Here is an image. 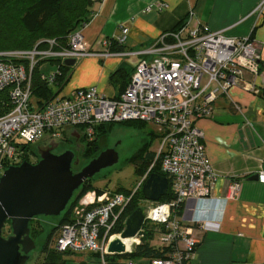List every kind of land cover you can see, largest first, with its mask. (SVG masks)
Masks as SVG:
<instances>
[{
	"label": "built area",
	"instance_id": "1",
	"mask_svg": "<svg viewBox=\"0 0 264 264\" xmlns=\"http://www.w3.org/2000/svg\"><path fill=\"white\" fill-rule=\"evenodd\" d=\"M263 2L256 9H261ZM154 6L161 11L167 4L156 1ZM150 10L151 6L145 9ZM81 28L68 35L66 48L54 49V40L49 39L44 48L35 45L32 49L0 50V176L7 167L19 165L24 159L32 163L26 146L44 136L48 141L61 140L67 128L83 127V136L92 140L100 124L133 120L150 124L159 140L155 159L160 157L173 199L147 204L127 253L140 242L146 229H153L156 237L151 244L165 249V256L141 259L140 264H188L199 242L194 230L216 231L220 227L209 205L215 200L212 190L217 175L207 158L196 119L211 115L217 96L226 94L230 85H238L244 71L258 73L264 62V41L258 45L250 35L227 36L220 30L190 25L187 19L180 27L162 32L147 47L111 51L112 44L126 41L128 28L122 25L118 34L96 40L104 48L96 52L85 42ZM90 55L139 59L125 88L115 97L105 96L95 85L57 93L47 101L32 96L33 69H39L41 62L56 58L62 63L66 58ZM59 67L55 64L52 70L39 69V79L55 87ZM233 105L240 111L237 103ZM258 181L264 183L263 170L258 172ZM239 187L238 181H232L226 197H235ZM133 193L94 189L84 193L72 206L69 222L58 228L53 248L58 252L99 253L105 264L107 245L120 233L110 232ZM188 199L195 203L186 220L183 208Z\"/></svg>",
	"mask_w": 264,
	"mask_h": 264
},
{
	"label": "crops",
	"instance_id": "2",
	"mask_svg": "<svg viewBox=\"0 0 264 264\" xmlns=\"http://www.w3.org/2000/svg\"><path fill=\"white\" fill-rule=\"evenodd\" d=\"M156 1L165 2L167 7L158 11ZM260 2L103 0L93 5L96 15L81 31L91 49L100 52L104 48L96 40L118 34L120 27L126 26L128 35L122 49L137 50L189 19L190 25L220 30L227 36L250 35L259 45L264 41V2L261 9H256ZM148 6L151 10L147 12ZM138 59L118 55L76 59L59 93L95 85L105 96L115 97L125 87L126 77L112 74L121 70L130 75ZM233 103L240 106V111ZM196 125L202 131L207 158L217 175L212 190L215 200L209 205L220 227L216 231L194 230L199 242L188 264H264V183L250 178L264 171V62L257 74L244 71L238 85H230L226 94H219L212 114L197 118ZM232 181H238L240 187L235 197L227 198ZM194 203L188 199L184 204L186 220L192 215Z\"/></svg>",
	"mask_w": 264,
	"mask_h": 264
},
{
	"label": "trees",
	"instance_id": "3",
	"mask_svg": "<svg viewBox=\"0 0 264 264\" xmlns=\"http://www.w3.org/2000/svg\"><path fill=\"white\" fill-rule=\"evenodd\" d=\"M93 5L94 2L92 0H0V50L32 49L35 45H37V48H44L47 46V40L49 39L54 40V49L66 48L68 46V35L73 30L83 27L91 20ZM184 21H180L170 30L180 27L184 24ZM109 49L111 51L122 50V45L112 44ZM47 60L49 62L59 64L61 73L55 83L57 89L53 90L45 82L39 79L38 67H35L33 69V84L31 94L33 97H36L40 101H47L60 92L61 88L69 78L70 69L73 67L63 65L60 60L56 58H48ZM115 75L124 77L125 73H123L121 70H117L112 74V77H114ZM128 80L126 81V84L128 83ZM134 122H139V126L145 124L144 122L137 120L124 121L121 122V124L130 123L131 125ZM114 124L115 123H104L96 126L94 131V138L92 140H87L85 136L81 138L87 141V145H85L82 153L84 158L91 157L89 154L90 148H88V145L94 143L99 135H102L103 133L109 131L111 125ZM150 133L153 136L147 141V148L151 140L154 137H158V135L153 131H151ZM26 149L31 153V145L26 146ZM155 156V152L149 151L143 157L136 161V165L144 168L148 164L150 166L153 163V166L149 169L147 176L151 172H155L165 176V174L161 171L160 157H157L155 159ZM92 180H95L94 177L86 180L74 192V196L71 198L66 209L59 215L57 224L48 233L41 250L46 255L48 254V256H45V260L42 264H102L99 258V253H89L95 257V260H89L86 262H74L67 259L66 256L73 255L75 253L70 251L58 252L55 249H51L49 247V241L51 240L52 235H56L57 230L61 225L69 222L72 206L84 193L93 189L91 183ZM172 199L173 194L169 186L167 193L162 196L159 201L165 202ZM142 201L143 195L141 189H139L131 196L130 201L127 203L119 217L117 225L111 230L110 233L121 232L124 229V222L127 217L142 203ZM32 220L29 223L30 236L35 241L36 237L39 235V231L31 226ZM5 225H7V229H5L4 226L3 235H8L10 233V227L8 223ZM145 231L146 232L141 238L140 242L133 246V249L130 253H124L120 255L107 253L103 254V260L105 264H126L125 261L127 260L140 262L141 259L164 257L166 250L156 248L150 242L154 230L146 229Z\"/></svg>",
	"mask_w": 264,
	"mask_h": 264
},
{
	"label": "water",
	"instance_id": "4",
	"mask_svg": "<svg viewBox=\"0 0 264 264\" xmlns=\"http://www.w3.org/2000/svg\"><path fill=\"white\" fill-rule=\"evenodd\" d=\"M75 62V58H66L62 64L73 66ZM119 141L117 139L116 143ZM74 156L69 149L54 153L51 148H45L35 163L24 159L19 165H10L3 171L0 176V264H26L36 247L30 236V221L39 216H59L86 180L102 169L112 167L119 159L115 148L109 147L74 171ZM250 178L258 179V174ZM167 191L166 176L151 172L146 177L141 187L142 203L127 217L124 229L110 240L107 254L127 253L122 239L137 236L144 219V208L149 202L159 201ZM7 223L10 233L5 236L3 228Z\"/></svg>",
	"mask_w": 264,
	"mask_h": 264
},
{
	"label": "rangeland",
	"instance_id": "5",
	"mask_svg": "<svg viewBox=\"0 0 264 264\" xmlns=\"http://www.w3.org/2000/svg\"><path fill=\"white\" fill-rule=\"evenodd\" d=\"M54 65V62H49L48 60L43 61L40 63L39 69L46 71L48 70L47 68H53ZM125 77L127 81L129 78V72L125 74ZM139 125V122H134L131 125L130 123H115L114 125H111L109 131L99 135L94 143L88 145V148H90V158H84L82 154L85 145H87V141L81 139L85 133V129L83 127L67 128L65 130V136L61 140L48 141L46 136H44L39 142L32 144L30 160L32 163L36 161L37 150L39 147L47 148V146L50 145L51 151L54 153H61L69 149L75 153L72 168L74 171H78L91 158L98 155L100 151L109 147H114L119 156L118 162L112 167L102 169L94 176L95 180L91 181L93 189L97 192L99 190H111L124 192L126 194L132 193L133 191L135 193L137 190L141 189L144 176L149 171L150 167L148 164L142 168L136 165V161L149 151L156 152L159 145L158 138L154 137L148 144L147 148L146 143L153 136L150 133L151 130H153V126L147 123L142 126ZM117 139L120 140L119 143H116ZM115 143L116 145L114 146ZM58 219L59 216H40L32 220L31 226L39 231V235L35 239L36 247L30 252L26 264H42L45 260V256H48V254L46 255L41 250L48 233L57 224ZM5 229H7V225H5ZM54 236L55 234L52 235L51 240L49 241V247L51 249H54ZM155 237L156 235L153 232L152 238L150 239L151 243H154ZM66 258L74 262L95 260V257L87 252L67 255ZM134 264H140V262L134 261Z\"/></svg>",
	"mask_w": 264,
	"mask_h": 264
},
{
	"label": "bare ground",
	"instance_id": "6",
	"mask_svg": "<svg viewBox=\"0 0 264 264\" xmlns=\"http://www.w3.org/2000/svg\"><path fill=\"white\" fill-rule=\"evenodd\" d=\"M134 241H135V238H124V239H122V242L124 243L125 249H128Z\"/></svg>",
	"mask_w": 264,
	"mask_h": 264
},
{
	"label": "flooded vegetation",
	"instance_id": "7",
	"mask_svg": "<svg viewBox=\"0 0 264 264\" xmlns=\"http://www.w3.org/2000/svg\"><path fill=\"white\" fill-rule=\"evenodd\" d=\"M44 148H46V147H39V148H38V150H37L38 152H37V155H36V157H37L36 161L39 160V158H40V152H41ZM47 148H50V145H48ZM36 161H35V162H36Z\"/></svg>",
	"mask_w": 264,
	"mask_h": 264
}]
</instances>
